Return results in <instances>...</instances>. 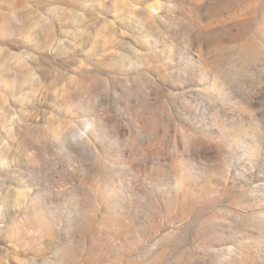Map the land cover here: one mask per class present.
<instances>
[{
    "label": "rangeland",
    "instance_id": "374dc122",
    "mask_svg": "<svg viewBox=\"0 0 264 264\" xmlns=\"http://www.w3.org/2000/svg\"><path fill=\"white\" fill-rule=\"evenodd\" d=\"M0 264H264V0H0Z\"/></svg>",
    "mask_w": 264,
    "mask_h": 264
}]
</instances>
